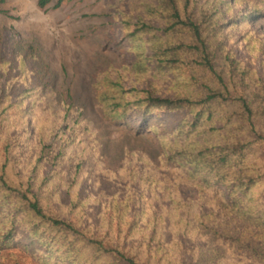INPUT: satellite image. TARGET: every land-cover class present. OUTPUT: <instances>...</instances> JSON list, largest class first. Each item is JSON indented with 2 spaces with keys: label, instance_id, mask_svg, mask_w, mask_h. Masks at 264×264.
Returning <instances> with one entry per match:
<instances>
[{
  "label": "trees",
  "instance_id": "1",
  "mask_svg": "<svg viewBox=\"0 0 264 264\" xmlns=\"http://www.w3.org/2000/svg\"><path fill=\"white\" fill-rule=\"evenodd\" d=\"M116 8L135 54L124 70L133 82L150 79L126 87L120 69H99L95 99L112 123L141 116L137 131L156 138L158 164L126 149L118 166L100 170L123 190L89 186L81 196L86 165L79 154L68 162L64 147L91 128L69 88L57 96L38 83L16 101L0 97V250L12 249L14 264H24L18 256L30 264H264V39L245 29L264 17V0H119ZM156 110L181 117L166 128ZM162 167L170 171L156 172ZM92 204L100 205L95 223Z\"/></svg>",
  "mask_w": 264,
  "mask_h": 264
},
{
  "label": "rangeland",
  "instance_id": "2",
  "mask_svg": "<svg viewBox=\"0 0 264 264\" xmlns=\"http://www.w3.org/2000/svg\"><path fill=\"white\" fill-rule=\"evenodd\" d=\"M38 1L0 0V8L7 11L0 13V97L16 101L20 93L38 83L52 84L57 96H63L62 92L69 88L91 128L64 147L68 162L76 161L79 154L84 160L82 166L86 165L78 194L86 195L89 186H93V194L123 190L122 182L107 180L100 170L118 166L126 149L144 153L146 160L157 165L159 147L153 134L144 130L138 133L141 116L137 112H129L127 124L112 123L102 117L95 99L94 77L99 69H120L125 74L126 87L136 83L132 73L124 70L132 66L135 54L128 46L124 22L117 12L119 0H50L44 6ZM245 29L264 39V17L248 21ZM243 50L242 46H235L239 57L248 58ZM144 79L136 83L138 88L145 87L150 78ZM28 105L26 101L23 107ZM151 116L169 128L178 122L181 113L156 110ZM91 153L98 158V164ZM141 165L140 160L134 162V166ZM90 171L99 177L93 185L84 178ZM169 171L165 167L156 170L161 174ZM180 192L184 197L194 196L187 186H181ZM99 209V204L87 205L90 223L96 222ZM11 250H0V264H14ZM18 260L30 264L28 256H18Z\"/></svg>",
  "mask_w": 264,
  "mask_h": 264
}]
</instances>
